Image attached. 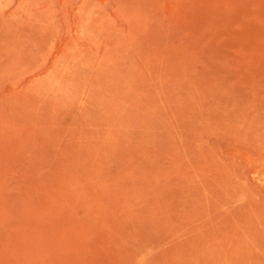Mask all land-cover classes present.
<instances>
[{"label":"rangeland","instance_id":"rangeland-1","mask_svg":"<svg viewBox=\"0 0 264 264\" xmlns=\"http://www.w3.org/2000/svg\"><path fill=\"white\" fill-rule=\"evenodd\" d=\"M0 264H264V0H0Z\"/></svg>","mask_w":264,"mask_h":264}]
</instances>
